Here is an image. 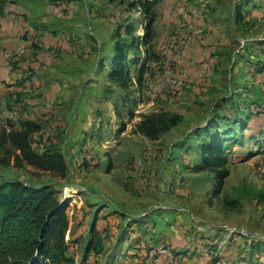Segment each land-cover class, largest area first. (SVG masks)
<instances>
[{"label":"rangeland","instance_id":"rangeland-1","mask_svg":"<svg viewBox=\"0 0 264 264\" xmlns=\"http://www.w3.org/2000/svg\"><path fill=\"white\" fill-rule=\"evenodd\" d=\"M0 65V130L38 124L33 150L66 164L0 161V184L67 205L75 264H264V0H0Z\"/></svg>","mask_w":264,"mask_h":264},{"label":"trees","instance_id":"trees-1","mask_svg":"<svg viewBox=\"0 0 264 264\" xmlns=\"http://www.w3.org/2000/svg\"><path fill=\"white\" fill-rule=\"evenodd\" d=\"M155 2L149 4L152 7ZM150 29V28H149ZM150 35V30L148 31ZM135 47V43H132ZM116 58L110 60L111 74L122 86L130 81V66L123 47H114ZM103 69L105 66H103ZM246 107L253 114V107ZM233 107V106H232ZM225 118H227L225 116ZM224 118V119H225ZM250 121V119H249ZM235 127L244 132V121L236 119ZM139 129L146 136H153L164 131L154 119L143 122ZM40 126L34 122H22L19 127L0 130L1 162L12 159L18 167L25 165L38 170L57 169L61 176L66 173V164L61 154L43 156L36 153L31 144V135L37 133ZM227 127H225V131ZM203 152L209 159L208 167L218 169L220 181L228 176L223 166L224 142L217 134L209 144L203 146ZM66 204H62L49 187H35L18 180L0 184V264H75L68 254L66 234L69 221Z\"/></svg>","mask_w":264,"mask_h":264},{"label":"crops","instance_id":"crops-1","mask_svg":"<svg viewBox=\"0 0 264 264\" xmlns=\"http://www.w3.org/2000/svg\"><path fill=\"white\" fill-rule=\"evenodd\" d=\"M1 66V65H0ZM2 69L0 68V96L3 94L4 92V85H3V78H2V74H1Z\"/></svg>","mask_w":264,"mask_h":264}]
</instances>
